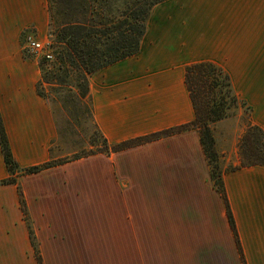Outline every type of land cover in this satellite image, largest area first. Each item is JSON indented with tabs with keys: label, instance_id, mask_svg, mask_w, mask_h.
Returning a JSON list of instances; mask_svg holds the SVG:
<instances>
[{
	"label": "crops",
	"instance_id": "obj_1",
	"mask_svg": "<svg viewBox=\"0 0 264 264\" xmlns=\"http://www.w3.org/2000/svg\"><path fill=\"white\" fill-rule=\"evenodd\" d=\"M48 19L46 0H0V116L20 169L77 153L37 93L38 55L22 51V32L46 39ZM203 60L228 73L264 130V0L153 6L138 52L88 76L95 129L114 144L190 122L185 66ZM231 124L243 131L238 116L212 125L219 154ZM8 176L0 149V181ZM15 179L0 184V264H36L18 187L43 264H264V166L222 162L239 250L196 129Z\"/></svg>",
	"mask_w": 264,
	"mask_h": 264
},
{
	"label": "trees",
	"instance_id": "obj_2",
	"mask_svg": "<svg viewBox=\"0 0 264 264\" xmlns=\"http://www.w3.org/2000/svg\"><path fill=\"white\" fill-rule=\"evenodd\" d=\"M162 1L165 0H47L51 19L53 18L52 12L54 15L62 17L51 32L57 43L63 45L58 52L57 60L59 64H63V66L66 64L67 67L77 70V87L82 81L84 83L81 98L85 96L88 98V76L90 74L138 52L147 18L153 6ZM115 6H125V8L119 10ZM40 80L48 82L44 81L43 77ZM184 80L194 110V118L190 122L114 144L108 143L95 129V132L101 137L103 148L74 153L70 157L50 160L22 169L19 168L11 154L0 116V149L3 162L9 173V176L2 179L0 184L16 183L15 175L17 173H35L96 152H116L167 135L196 129L209 164L210 178L224 202L228 223L240 250L210 124L227 117L229 110L238 105L245 106L248 111L245 129L237 141L240 163L226 168V170L250 165L264 166V130L252 123L249 118L250 107L236 95L231 87L228 73L221 66L210 60L190 63L185 66ZM37 93L44 97L40 91L37 90ZM18 196L36 264H43L19 187Z\"/></svg>",
	"mask_w": 264,
	"mask_h": 264
},
{
	"label": "rangeland",
	"instance_id": "obj_3",
	"mask_svg": "<svg viewBox=\"0 0 264 264\" xmlns=\"http://www.w3.org/2000/svg\"><path fill=\"white\" fill-rule=\"evenodd\" d=\"M249 2L250 0H165L154 6H169V4H175V6H185L187 4H190L191 6H247ZM115 8H119V10H121L124 9L125 6H115ZM48 14L49 19L46 35L47 39L51 42L53 59L51 61H46L40 56L37 57L39 61L41 79L43 77V80L48 82L46 83L39 80L36 88L50 101L53 113H55L57 118V126L61 132V137H65L67 140L73 139L75 144L78 145H76L77 153L103 148V145L101 144V137L95 132V127L90 119L88 98L86 96L81 98L83 95V81L79 84V87H77V70L67 67L66 64L63 66V64H59V61L57 60L58 52L62 49L63 45L57 43L54 35H51V32H53L56 24L62 19V17L57 14L54 15L52 12L54 19H51L49 10ZM26 34H33L36 36L34 29H25L21 34L22 44L23 38ZM22 51L25 56L36 57L35 53H32L25 48H23ZM247 113L248 111L245 106L238 105L234 109L231 108L229 110V115L225 118L238 116L240 126L244 131L247 123ZM212 125L213 123L210 124L211 128ZM234 129L233 124H231L227 129L232 132L231 136H233V144H230L229 151L220 153L224 156L223 161L225 168H230L240 163L237 141L243 131L235 133L233 132ZM220 154L218 153V163L222 168L223 161H221Z\"/></svg>",
	"mask_w": 264,
	"mask_h": 264
},
{
	"label": "built area",
	"instance_id": "obj_4",
	"mask_svg": "<svg viewBox=\"0 0 264 264\" xmlns=\"http://www.w3.org/2000/svg\"><path fill=\"white\" fill-rule=\"evenodd\" d=\"M24 48L44 58L47 61L53 59V51L49 39H41L33 34H26L23 38Z\"/></svg>",
	"mask_w": 264,
	"mask_h": 264
}]
</instances>
